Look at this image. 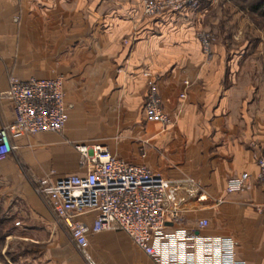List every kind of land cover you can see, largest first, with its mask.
Here are the masks:
<instances>
[{
    "label": "crops",
    "instance_id": "obj_1",
    "mask_svg": "<svg viewBox=\"0 0 264 264\" xmlns=\"http://www.w3.org/2000/svg\"><path fill=\"white\" fill-rule=\"evenodd\" d=\"M143 2L0 0V93L11 76H61L71 106L61 135L21 136L18 149L0 160L1 201L18 198L41 212L45 207L30 180L51 170L53 180L84 174L68 143H100L168 180L192 178L207 195L198 201L186 188L172 191L184 220L168 223L166 237L156 242L162 264L222 263L224 254L210 252L217 245L209 239L231 241L237 262L264 264V191L255 159L264 149V32L222 35L208 60L189 28L199 26L201 12L193 21L168 13L148 17ZM152 80L166 111L178 114L171 130H160L141 113ZM13 120L11 101L0 99V128ZM243 173L251 175L248 189L226 193L228 180ZM97 214L78 218L91 224ZM202 220L207 227H199ZM188 233L200 241L187 239ZM86 253L89 259L70 262L161 264L119 230L91 234ZM0 264L15 263L0 257Z\"/></svg>",
    "mask_w": 264,
    "mask_h": 264
},
{
    "label": "built area",
    "instance_id": "obj_2",
    "mask_svg": "<svg viewBox=\"0 0 264 264\" xmlns=\"http://www.w3.org/2000/svg\"><path fill=\"white\" fill-rule=\"evenodd\" d=\"M203 1L145 0L143 12L146 16L165 12L175 14L189 8L196 9ZM200 40L203 53L211 60L212 34L202 33ZM146 76L151 74L146 73ZM184 97L185 94H182L181 98ZM0 99L11 101L14 114V120L0 128V160L18 149L15 141L21 136L40 133L61 135L64 132L71 106L65 101L63 77H32L23 81L11 76L9 88L0 93ZM144 114L148 121L160 123L164 130L177 123L178 114L171 115L166 111L156 80H152L148 86ZM73 147L79 154V166L84 174H72L53 180L51 175L54 170H51L44 178L30 180L35 194L72 244L86 252L91 234L119 230L137 248L161 264L164 263L155 244L166 237L168 223L182 224L185 212L174 202L172 191L183 187L188 189L190 197L205 201L207 195L201 194L198 182L192 178L168 180L145 164L129 162L116 156L107 145L100 143H75ZM255 159L259 170L257 180L264 191V149L255 155ZM250 180L249 173L231 178L225 191L241 193L248 189ZM92 210H97L98 214L91 224L79 220V216ZM207 225V220L199 222L200 228ZM185 236L191 241H200V237L194 233ZM201 240L206 243L205 239ZM207 242L217 245L210 252L224 254V261L220 264H242L233 258L231 241L209 239Z\"/></svg>",
    "mask_w": 264,
    "mask_h": 264
},
{
    "label": "rangeland",
    "instance_id": "obj_3",
    "mask_svg": "<svg viewBox=\"0 0 264 264\" xmlns=\"http://www.w3.org/2000/svg\"><path fill=\"white\" fill-rule=\"evenodd\" d=\"M235 3H237L236 0H204L196 9L189 8L175 14L165 13L170 14L171 19L190 15L188 19L193 21L199 16L198 12H201L202 17L199 18V26L189 28L200 44L202 33L212 34V49H214V43L216 40L219 41L222 35L240 36L246 33L264 32V18L241 9ZM201 53L205 56L202 45ZM205 59H207L206 56ZM145 100L142 104L141 113H144ZM153 123L159 125L160 130H164L160 123ZM68 145L73 144L68 143ZM44 210L34 212L18 198L4 204L0 197V257L4 259L8 257L15 264L21 263L23 259L25 260L24 264H33L35 259H42V264H49L50 259H57V264H74L75 262H70V260L73 261L76 258L89 259L86 252L78 250L72 244L60 224L46 207Z\"/></svg>",
    "mask_w": 264,
    "mask_h": 264
},
{
    "label": "trees",
    "instance_id": "obj_4",
    "mask_svg": "<svg viewBox=\"0 0 264 264\" xmlns=\"http://www.w3.org/2000/svg\"><path fill=\"white\" fill-rule=\"evenodd\" d=\"M232 1V0H231ZM234 1V0H233ZM241 9L264 18V0H236Z\"/></svg>",
    "mask_w": 264,
    "mask_h": 264
}]
</instances>
